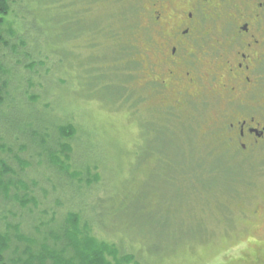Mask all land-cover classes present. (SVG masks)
<instances>
[{
	"label": "trees",
	"instance_id": "1",
	"mask_svg": "<svg viewBox=\"0 0 264 264\" xmlns=\"http://www.w3.org/2000/svg\"><path fill=\"white\" fill-rule=\"evenodd\" d=\"M68 1L0 0V264H153L150 257H158L151 236L154 221L161 220L159 228L173 226L178 212L172 201L181 205L195 193L226 207L232 194L227 187L236 188L243 176L223 166L222 158L207 165L205 157L194 154L189 124L183 125L188 118L176 114L181 110L170 101L155 127L144 125L147 151L140 161L154 160L155 166L148 184L135 191L122 176L126 170L117 167V153L112 155L106 142L101 147L94 141L92 127L81 126L83 134L71 122L73 106L82 117L80 98L86 99V94L66 91L71 72L57 75L56 83L47 66L55 47L83 38L84 28L90 48L100 50L102 43L109 47L92 51L94 64L85 70L90 90L119 107L141 108L147 100L144 89L131 90L123 77H137L141 51L136 39L111 29L93 13L97 0L83 1L85 27L67 14ZM55 5L64 9L62 15H52ZM123 21L135 33L131 16ZM98 55L112 56L117 66L107 69L105 61L95 66ZM54 61L64 67L61 59ZM26 74L39 94L23 85ZM4 131L15 133L14 138L4 137ZM132 220L144 224L131 225Z\"/></svg>",
	"mask_w": 264,
	"mask_h": 264
},
{
	"label": "rangeland",
	"instance_id": "2",
	"mask_svg": "<svg viewBox=\"0 0 264 264\" xmlns=\"http://www.w3.org/2000/svg\"><path fill=\"white\" fill-rule=\"evenodd\" d=\"M83 1L69 0L68 4L71 6L67 13L78 20L82 26L87 18ZM148 5V0H97L94 6L96 10L93 12L111 29L126 32V38L129 37L130 40L136 39V46L141 51L140 57L138 56L140 58V66L137 68L138 75L136 78L128 76L129 74L123 77L131 84V90H136L138 93L139 90L142 91L140 87L144 89L147 100L141 108L131 107V104L119 107L115 103L106 101L103 93L99 94L90 90L89 84L85 82L87 80L85 70L94 64V60L90 59L92 51L100 53V50L105 48L109 50V47L102 43L100 50L98 46L90 48V38L87 36L89 33L86 34L84 28L81 35L83 38L64 41L55 47L57 51L52 53L54 54L52 62L47 66L50 69L49 72L56 76L54 79L56 83H58L57 75H70L68 71L71 72L66 91L75 90L77 94H86V99L80 98L83 104L79 110L84 114L82 117L70 104L73 106L71 115L74 117L71 122L83 134L85 132L81 126L92 127L96 132L94 141L96 140L95 142L101 147L106 142L110 153L112 155L114 152L117 153L118 160L121 162V164L116 162L118 169L126 170L125 175L122 176L130 182V185L137 188L135 190L137 192L148 184V175L152 174L151 168L155 166L154 160L149 159L150 161L144 164H142L144 161H140L143 157L142 153L147 151V144L144 146L147 134L145 127L147 125L155 127L158 119L166 115L167 110L165 109H168L171 103L169 100L164 102L160 99L162 94L153 90L151 84L148 87L149 79L146 75H142L144 71L150 70L149 67L153 61L149 41L155 34L148 20ZM52 7L53 12H56L52 15H62L63 8L59 5ZM128 16H131V21L135 22L133 23L136 25L135 33L128 32L126 27H123V20ZM91 28L89 24L88 29ZM100 56L95 60L97 62L95 66H104L102 61L106 62L107 69L117 66L112 56L109 58ZM57 59L63 61L64 67H59L60 63L57 64L54 61ZM133 69L135 72V66ZM125 70H127L125 74L130 71L129 67ZM26 80L27 74L23 85L27 86L28 92L39 94L41 90L38 85L31 88ZM89 94L94 98L87 100ZM126 95L129 97L130 94L126 93ZM132 98H136L135 93ZM195 99L197 100L190 101L189 106L182 108L179 113L173 109L176 114H183L188 118V123L184 121L183 125L185 124L184 128H187L186 125L189 124L194 154L199 155L200 159L205 157L207 165L222 158L223 166L234 168L243 177L235 182L236 188L227 187L232 194L228 198L226 207L221 208L218 204H209L202 196L196 197L195 193L184 197V199L188 198V202L191 201V205H188V202L180 205L172 201V206L178 212L177 220L168 230L164 227L165 225H163L164 228H159L157 222L161 220L154 221L157 225L153 223L151 236L154 237L152 244L158 257L151 256L150 260L153 264H264V146L244 154H237L229 149L221 129L222 116L224 118L228 112L224 111L226 108L223 99L215 93ZM2 134L8 139L15 136V133L10 134L7 131ZM149 136L150 138L147 139L151 142L153 137ZM21 141H23L22 137ZM32 163L34 167L35 162ZM233 191L238 193L234 195ZM258 207L261 210L257 216L253 210ZM143 224L144 222L131 221V225L141 227ZM95 231L96 234H100L97 229ZM149 264H151L150 261Z\"/></svg>",
	"mask_w": 264,
	"mask_h": 264
},
{
	"label": "flooded vegetation",
	"instance_id": "3",
	"mask_svg": "<svg viewBox=\"0 0 264 264\" xmlns=\"http://www.w3.org/2000/svg\"><path fill=\"white\" fill-rule=\"evenodd\" d=\"M148 1L155 36L146 76L155 90L177 111L218 94L229 112L221 119L228 148L237 154L262 148L264 0Z\"/></svg>",
	"mask_w": 264,
	"mask_h": 264
}]
</instances>
